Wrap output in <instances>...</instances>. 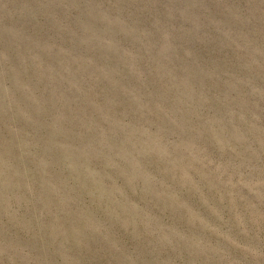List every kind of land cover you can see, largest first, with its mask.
<instances>
[{
	"label": "rangeland",
	"instance_id": "1",
	"mask_svg": "<svg viewBox=\"0 0 264 264\" xmlns=\"http://www.w3.org/2000/svg\"><path fill=\"white\" fill-rule=\"evenodd\" d=\"M0 264H264V0H0Z\"/></svg>",
	"mask_w": 264,
	"mask_h": 264
}]
</instances>
